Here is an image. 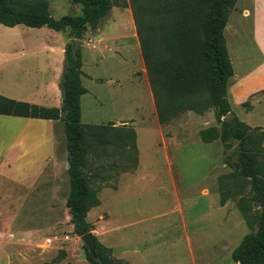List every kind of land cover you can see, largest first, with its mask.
<instances>
[{"label":"rangeland","instance_id":"374dc122","mask_svg":"<svg viewBox=\"0 0 264 264\" xmlns=\"http://www.w3.org/2000/svg\"><path fill=\"white\" fill-rule=\"evenodd\" d=\"M47 1L55 19L82 14L72 0ZM114 1L96 28H87L80 39L81 71L99 83L106 77L115 88L122 84L135 103L123 111L111 107L106 104L110 91L86 83L91 94L82 99L81 123L108 129L111 140L101 145L87 138L84 173L97 200L86 216L90 232L106 248L118 244L115 254L109 249L119 264H127L122 254L129 251L140 264H238L231 253L255 229L256 208L247 179L228 159L236 144L201 141L199 131L220 127L213 108L180 110L169 123L158 122L131 3ZM251 18L250 0H236L224 29L233 68L228 121L236 118L264 133V79L257 76L261 56L255 51ZM66 38L72 39L70 30L0 26V95L28 103L41 94L49 77L44 49L51 46L54 55ZM71 45L67 41L65 50ZM5 161L13 162L11 176H0V192L3 198L18 194V206L12 208L18 216L11 222L10 209L8 222L0 224V239L4 232L9 249L4 262L90 264L66 207L62 123L52 130L45 120L0 115L2 174L8 171ZM222 196L227 197L224 205ZM4 206L3 218L8 213Z\"/></svg>","mask_w":264,"mask_h":264},{"label":"trees","instance_id":"16d2710c","mask_svg":"<svg viewBox=\"0 0 264 264\" xmlns=\"http://www.w3.org/2000/svg\"><path fill=\"white\" fill-rule=\"evenodd\" d=\"M129 1L158 122L161 125L169 123L180 110L203 112L213 108L220 127L199 131L201 141L210 143L219 139L236 144L228 159H233L235 170L247 179L256 213L255 229L242 238L231 258L238 264H264V133L259 128L251 129L236 118L233 122L221 121L230 113L227 87L233 76L224 29L236 0ZM72 2L81 6L82 14L55 19L50 14L47 0H0V26L46 27L55 32L68 29L72 39L80 40L87 28H96L115 1ZM71 48L72 45L65 50L60 109L0 96V115L62 122L69 183L66 207L73 232L80 237L91 231L86 216L90 208L97 205L95 192L84 173L87 138L101 145H108L111 140L107 138L108 129L81 123L80 99L87 91L81 84L80 53L77 51L78 61L75 63ZM226 201L227 197L222 196L220 204L224 205ZM240 209L249 224L246 210L242 206ZM93 237L96 243L94 255L84 247L89 263L119 264L112 257L111 250Z\"/></svg>","mask_w":264,"mask_h":264},{"label":"crops","instance_id":"0c3cea01","mask_svg":"<svg viewBox=\"0 0 264 264\" xmlns=\"http://www.w3.org/2000/svg\"><path fill=\"white\" fill-rule=\"evenodd\" d=\"M250 11H251V22H252V30H253V43L255 46V51L261 56V62L257 68L258 71V78L264 79V0H250ZM245 16H247V13H245ZM67 30L65 31H61L62 34H64L65 32H67ZM69 40H73V39H69ZM67 38L64 39L63 41L60 42L59 46V52H57L56 54L53 55V53L51 54V46H47L45 47V53L48 55L47 59L45 60L46 63V71L47 74L49 75L48 80L45 83V90L37 95H34L33 97L29 98L27 100V102L29 104H33V105H37L40 107H44V108H55V109H60L61 108V89H60V82L62 79V75H63V69H64V59H65V47H66V42L69 41ZM72 43V42H71ZM50 45V44H49ZM83 75L81 76V84L82 86L86 89V93L81 96L80 99V107H81V102L82 99L86 96H89V94H91V90L88 89L86 86V83H89L91 85H96L98 84L99 88H103V91H110L109 93H107V95L109 96L108 100H106V104L107 102H109V104L111 105V107H118L121 111L130 108L129 106L132 104H134L135 102L134 100V94H129L128 91H124L125 89L123 88L122 84H118L119 86H117V88L113 87L110 83L109 78L106 77H102V83L97 82L98 78L94 77V76H90V74L86 73V72H82ZM105 82V84H104ZM104 84V86H102ZM96 85V86H98ZM102 91V90H101ZM101 94V92H100ZM116 94V96H115ZM94 94H92L93 96ZM3 96V95H0ZM4 97V96H3ZM6 98V97H5ZM9 99V98H8ZM18 101V100H15ZM21 102V101H19ZM95 100L94 98H92V104L95 105ZM20 118V117H19ZM31 119V118H28ZM39 120H43V119H39ZM48 121V125L51 126L52 130L53 127L57 126V124L59 122H61L60 120H45ZM62 123V122H61ZM120 124V123H119ZM126 123H122L120 125H125ZM63 125V124H62ZM119 125V126H120ZM115 126V125H114ZM54 133V132H53ZM55 135V134H54ZM51 160H54L53 158H51ZM10 162L13 163L12 161H5L4 165L7 168V172L2 174L1 170H0V176L3 177H8L11 176V171L8 169L10 167ZM58 164V163H57ZM53 165V163H52ZM3 166V164H0V167ZM52 168V166H51ZM66 168V165H65ZM41 168L39 174L43 173L44 169ZM13 202V203H12ZM3 203H5V208H7L5 210L7 216H5V218L2 217V211L1 208H3ZM13 204V205H12ZM18 206V194L16 195L15 193H11V194H5V198L2 197V193L0 192V224L2 223V221L4 220L5 222H8V214L10 212L11 209V222L15 221L17 219V211L15 209V211L12 210V208H17ZM2 240L0 239V261L2 262V264H7L4 261L6 257H8V247H7V239H6V235L3 232L2 234ZM125 240V239H124ZM123 240V241H124ZM122 245V243H121ZM118 246V244H115V246H108V248H111L113 251V254H115V247ZM134 250V249H133ZM136 252V250H135ZM136 254L133 251H129L127 254L123 255L122 254V258L127 262V264H140V263H135V261L133 260V255Z\"/></svg>","mask_w":264,"mask_h":264},{"label":"water","instance_id":"95a60500","mask_svg":"<svg viewBox=\"0 0 264 264\" xmlns=\"http://www.w3.org/2000/svg\"><path fill=\"white\" fill-rule=\"evenodd\" d=\"M71 42H72L71 56L74 59V62L76 63L78 61L77 51L79 49V46L82 44V41L73 39ZM229 116L230 114H227L224 117V119L228 121ZM67 168H68V164H67ZM79 238L82 244L84 245V247H86V249L88 250V253H90L91 255H94L95 249H96V243H95L92 233L88 232L80 236Z\"/></svg>","mask_w":264,"mask_h":264}]
</instances>
